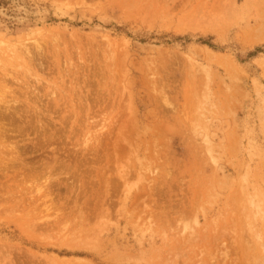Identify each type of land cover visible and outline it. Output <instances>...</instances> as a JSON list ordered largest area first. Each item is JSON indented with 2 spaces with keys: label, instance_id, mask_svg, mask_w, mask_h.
<instances>
[{
  "label": "rangeland",
  "instance_id": "1",
  "mask_svg": "<svg viewBox=\"0 0 264 264\" xmlns=\"http://www.w3.org/2000/svg\"><path fill=\"white\" fill-rule=\"evenodd\" d=\"M0 264H264V0H0Z\"/></svg>",
  "mask_w": 264,
  "mask_h": 264
}]
</instances>
